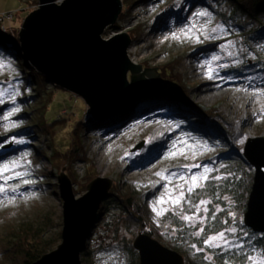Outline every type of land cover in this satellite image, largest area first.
<instances>
[{"label": "rangeland", "instance_id": "374dc122", "mask_svg": "<svg viewBox=\"0 0 264 264\" xmlns=\"http://www.w3.org/2000/svg\"><path fill=\"white\" fill-rule=\"evenodd\" d=\"M122 1L131 3V7H123L125 17L107 28L103 37L119 33L131 36L130 59L144 69L159 68L161 78L151 80L144 74L151 89L163 79L167 68H173L174 74L184 80L190 77L198 84L190 90L193 104L207 112L225 107L231 121L246 123L238 150L243 152L249 139L264 137V62H260L264 61V35L247 37L259 26L257 21L238 13L232 16L234 8L229 0L208 4L201 0ZM39 4V0H0V15L15 13L14 21L7 25L18 28ZM202 12L208 15H197ZM260 17L264 25V14ZM238 22L244 24V30ZM27 74L23 62L0 53V168L7 164L11 169L0 174V186L6 189L0 194V264H24L14 253L15 246L8 243L14 229L41 226L46 232L44 240L52 245L50 249L61 243V238L56 239L63 230L59 181L63 173L71 179L77 198L87 192L93 178L113 180L112 190L125 184L132 186L143 195L150 228L158 227L164 214L171 211L195 217L187 221L189 224L204 223L207 201L199 203L193 214L185 213L187 189L190 184H202L203 177L213 170L210 160L230 144L227 139L205 133L201 116L164 99L115 129L102 131L95 128L97 123L109 121L115 113L101 119L87 118V106L81 97L55 88L51 82L39 95L40 90L24 78ZM35 130L39 134H34ZM161 132L165 136L149 139L150 134ZM141 142H145L143 147L134 151ZM13 162L18 166L13 168ZM17 173L23 175L18 177ZM192 176L198 180L192 182ZM177 185L183 186L185 195L174 204L168 194L178 196L181 188ZM162 197L164 202L160 203ZM118 213L120 209L110 202L99 215L87 244L89 264H131L126 244L134 239L132 234L119 227L115 239L113 222ZM224 236L225 240L214 241L211 247L234 244L227 233ZM262 253L256 251L254 263H259ZM82 264L86 262L82 260Z\"/></svg>", "mask_w": 264, "mask_h": 264}, {"label": "water", "instance_id": "95a60500", "mask_svg": "<svg viewBox=\"0 0 264 264\" xmlns=\"http://www.w3.org/2000/svg\"><path fill=\"white\" fill-rule=\"evenodd\" d=\"M39 8L24 20L19 44L24 59L57 88L81 97L87 118L101 119L122 110L134 91L151 89L159 68L144 69L129 56L132 38L119 33L105 39L123 12L122 0H39ZM61 2V3H59ZM163 70V69H162ZM156 86H153L155 88ZM141 142L134 151L140 150ZM243 155L254 168V182L244 224L264 235V137L249 139ZM63 200L61 243L33 264H82L99 211L109 197L114 181L99 177L77 198L71 179L60 178ZM140 264H186L184 256L139 233L133 241Z\"/></svg>", "mask_w": 264, "mask_h": 264}, {"label": "trees", "instance_id": "16d2710c", "mask_svg": "<svg viewBox=\"0 0 264 264\" xmlns=\"http://www.w3.org/2000/svg\"><path fill=\"white\" fill-rule=\"evenodd\" d=\"M201 1L208 4V1L214 0ZM229 3L234 8L232 16L238 13L246 16L249 21L258 22L259 26L248 34L249 39L264 35V25L260 20V16L264 14V0H229ZM123 5L124 10H129L128 8L131 7V3H125V1H123ZM176 13L179 16V12L176 11ZM8 15H12V18L9 19ZM125 15V11L122 12L119 19H123ZM14 19L15 13L12 12L0 15V53L23 62V66L28 68V74L24 78L28 84L35 85L37 91L40 90L38 93L40 95L50 81L24 59L19 44L21 26L10 28L7 25ZM243 25L242 22H238L239 28L244 30ZM2 27L4 28L2 29ZM188 79L184 80L181 75L174 74L173 68H167L166 75L154 89L134 91L131 100L122 110L115 113L109 121L104 120L97 123L95 128L102 131L115 129L131 116L148 111L151 106H158L164 99L175 101L185 108L189 107L201 116L205 123L203 126L205 133L227 139L230 144L229 149L222 150L218 156L210 160L213 170L207 176V180L204 179L200 186L193 188L192 192H187L183 202L185 213L193 214L199 203L207 201L204 223L189 224L182 219L180 214L171 211L164 214L158 227H148L149 216L146 202L142 198L143 195L127 184L110 192V199L102 204L99 215L104 212L106 204L114 202L115 206L120 209V213L115 216L113 222L115 239L118 238L116 236H119V227H124L134 239L139 233L149 234L167 247L181 253L186 264H259L254 263L252 259L257 250L264 251V235L253 232L244 224V215L247 212L248 200L254 182V168L245 159L243 152L237 148L238 140L243 136L242 129L246 123L231 121L230 111L225 107L207 112L199 105L193 104L189 100V94L190 90L193 91L198 84L190 77ZM163 132L155 135L150 134L149 139H159L161 136H165ZM34 134L39 133L35 130ZM70 155L73 154L70 153ZM82 160L86 162L84 157ZM51 162L56 166L54 161ZM95 179L97 178L91 179L89 183ZM43 229L44 227L41 226L37 229L28 226L25 230L14 229L11 232L12 235L9 239L12 241L8 240V243L15 246L14 253L24 260V264H33L43 255L54 250L50 249L52 245L44 240L46 232H43ZM233 229L235 232L232 231ZM219 233H227L235 241L234 244L226 248L209 246L206 241ZM234 233L235 235H233ZM60 238L61 233H59L56 242ZM251 238L253 239L251 240ZM134 239L130 240L126 246L131 255V264H140L139 253L133 247ZM89 252V249L86 248L82 254V260L86 264L90 263Z\"/></svg>", "mask_w": 264, "mask_h": 264}, {"label": "snow or ice", "instance_id": "6c2138e0", "mask_svg": "<svg viewBox=\"0 0 264 264\" xmlns=\"http://www.w3.org/2000/svg\"><path fill=\"white\" fill-rule=\"evenodd\" d=\"M197 15H199V16H206V15H208V14L202 12V13H198ZM189 31H190V30H189ZM214 59H216V58H214ZM2 102H3V99L0 98V103H2ZM13 102H14V100H13ZM16 111H18V109H16ZM9 115H10V114H9ZM3 119L7 120V119H9V116H4ZM173 155H175V153H173ZM17 166H18L17 163H16V162H13L12 167L14 168V167H17ZM196 167H199V165H196ZM9 170H11V169L9 168V165L5 164V165H3L2 168H0V174H2V173L5 172V171H9ZM204 171L207 172V171H209V170H208L207 168H205ZM16 175L19 177V176H22L23 173H17ZM180 179H185V178H184L183 176H181ZM203 179L207 180V177H203ZM190 180H191L192 182H195V181L198 180V177H196V176H192V177L190 178ZM25 183H29V181H25ZM169 183H170V181H169ZM196 186H197V185H196L195 183L190 184V186L188 187L187 191H188V192H192V191H193V188L196 187ZM177 187H180V188H181V191H180V193H179L178 196H176V197H172L171 192H169V194H168V195H169V199H172L174 204H179L180 201H181L182 199H184V195H185L184 190H183V186H181V185H177ZM11 190H12L13 192L16 191L15 188H13V189H11ZM5 192H6V189H5L4 187L0 186V194H3V193H5ZM163 202H164V200H163V197H162L161 200H160V203H163ZM153 210L156 211L155 206H154ZM159 214H160V213L157 212V215H159ZM182 219H184V220H186V221H193V220L195 219V217L185 215V216L182 217ZM232 231H235V229H233ZM225 239H226V238H225V236H224V233H219L218 236H213V237L209 238V239L206 241V243H208L209 246H211V245L213 244L214 241H222V240H225ZM250 259H252V258H250ZM259 264H264V253H262V257H261L260 260H259Z\"/></svg>", "mask_w": 264, "mask_h": 264}, {"label": "built area", "instance_id": "2783aa9c", "mask_svg": "<svg viewBox=\"0 0 264 264\" xmlns=\"http://www.w3.org/2000/svg\"><path fill=\"white\" fill-rule=\"evenodd\" d=\"M59 3H61V2H59ZM8 17H9V19H11L12 18V15H8Z\"/></svg>", "mask_w": 264, "mask_h": 264}, {"label": "bare ground", "instance_id": "6f19581e", "mask_svg": "<svg viewBox=\"0 0 264 264\" xmlns=\"http://www.w3.org/2000/svg\"><path fill=\"white\" fill-rule=\"evenodd\" d=\"M133 62H135L133 59H131Z\"/></svg>", "mask_w": 264, "mask_h": 264}]
</instances>
